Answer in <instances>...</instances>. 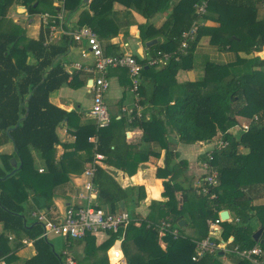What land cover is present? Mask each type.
<instances>
[{
    "label": "crops",
    "instance_id": "0c3cea01",
    "mask_svg": "<svg viewBox=\"0 0 264 264\" xmlns=\"http://www.w3.org/2000/svg\"><path fill=\"white\" fill-rule=\"evenodd\" d=\"M18 1L14 0L13 4L0 16V33L11 34L8 29L12 27V24H18L24 29L22 37H26L27 43H29L30 40H37L41 32L46 31L47 28L43 27L41 23V13H31L26 6L20 4L22 0L16 4ZM91 1L89 4H84V0H82L81 6L71 11L66 9L65 3L51 0L52 6L57 8L56 13H61L64 16L65 28L67 27L69 30H78L87 26L84 21L88 15L92 16L89 9ZM187 1L172 0L167 11L157 14L150 20L142 14V2L137 5L133 0H127L125 4L115 3L113 6L114 15L109 16L105 24L102 23L108 37L101 38L97 33L105 55H131L146 64V69L142 74L138 96L132 90V81L128 70L123 68L109 70L108 77L111 88L105 96V102L111 120L107 127L99 129L106 130L111 125L114 129L120 126L122 121L126 127L124 133H116V145L120 148V152L112 158L103 155L105 159L98 167L104 169L114 178L126 192L127 198L117 205H106L101 199L98 186L93 182L95 188L92 194L93 202L105 211L127 212L132 218L134 216L140 221H146L148 228H154L153 225L166 222L161 217L164 208L157 207L168 202V198L163 196L165 181H171L177 191L179 207H182L184 195L189 197L191 203L201 199L203 195L200 194V189L204 186V180L209 171L214 169L218 172V168L213 163L216 155L220 154V151L216 150V144L222 140L223 135L219 132L212 141L206 143H182L174 126L167 122L168 107L174 106L179 99L186 98L192 93L214 97L217 94V82L222 78L228 79L232 76L238 78L256 72L258 78L255 82L264 84V46L258 52H250L246 43H243L239 38L240 35H246L247 28L244 25L236 24V8L220 5L218 0L203 1L207 4V13L201 18L199 41L192 57L184 62V68L170 73L168 67L171 62L166 66H155L158 67L155 70V67L148 66L149 59L157 54V50H151V48L161 44L160 49L171 53L177 49L178 46L173 38L177 36L176 29L179 27V19H181L182 3H187ZM37 5L36 3L35 6ZM45 12L51 13V10ZM255 14L256 23L263 26L264 4L257 6ZM147 25L152 27L146 32V36L149 38L146 44L157 40V44L152 47H147L142 37L141 31L143 28L145 30ZM65 36L68 35L59 29L52 36L50 34L46 36V45H61ZM48 41L51 43L47 44ZM22 43V47H24L25 42ZM70 43L68 52L58 60L63 64L66 72L70 73L66 66L71 67L77 62L92 66L94 58L89 54L86 43H75L72 40ZM84 53L87 54L86 58H83ZM31 61L30 58L29 62ZM175 62L179 64L181 59L175 60ZM75 75H78L80 85L77 87L63 86L50 95L51 104L73 113L72 119H66L57 129L60 143L56 146L53 157L55 172H52L46 161L31 149V156L34 159L31 163L33 168L29 170L26 182L20 188L15 183L7 184L4 188H8L12 193L16 192L15 194L21 197L27 224L40 225L35 221L33 213H48L54 218L61 219L69 206L85 204L83 197L89 196L86 185L90 182V178L86 175V170L91 167L96 155L102 154L97 153L99 129L90 117L93 93L89 83H92L93 77L83 72H73L71 76ZM136 105L141 109L143 116L140 120L144 123L155 119L164 123L165 133L164 131L153 133L156 141L146 142L143 139L144 129L137 126L132 127L133 123L129 122V115L125 111L137 108ZM255 117H260V115H255L253 118L244 115L238 116L239 124L230 129L228 133L241 139L247 133L242 128L249 126L251 129ZM0 140L4 143L0 146V167L10 174L14 170L13 159L17 161L18 167L23 166V162L11 139L1 137ZM129 145L132 150H127ZM168 151H172L176 155L174 164H177L178 167L173 174L166 177L167 172L164 169ZM238 153L247 157L251 150L240 145ZM209 155H212L213 161L210 163L211 169L208 170L205 165L209 161ZM121 163L127 165L125 170L120 168L119 164ZM236 166L239 169L233 170L231 176H227V178L235 180L236 184L240 183L242 190L252 199L249 227L253 236L256 232L263 230L260 241H264L263 172L250 168L245 162L236 164ZM33 170L36 174L32 172ZM16 180H20L18 174ZM190 207L195 206L191 205ZM223 211L230 213L228 222L233 223L237 219L234 212L230 210L221 212ZM182 220H185L186 224L184 228L180 227L183 231L179 233V236L183 234L193 238L195 243L201 241L196 240L198 230L190 227L189 217L186 216ZM210 221H207L208 237ZM140 223L138 222L137 225L140 226ZM30 228L32 227L30 226ZM216 229L218 232L214 236V240L226 244V250L218 252L216 264H237L239 258L231 252L232 247L228 246L234 238L230 237L229 242L226 243L223 239V226H217ZM4 234L3 225L0 224V238ZM159 235V245L166 249L167 244L164 240L166 236H161L160 233ZM8 236L10 253L1 258L5 264H26L37 256L38 251L33 240L25 238L24 240L29 243L23 244L15 238V235ZM10 237L13 239L11 240ZM110 237L106 233H99L85 239L71 241L55 236L53 240L48 238V243L53 245L54 249L52 246L51 248L56 255L62 256L63 262H65L64 254L68 252L75 264H128V260L138 252L140 241L137 239L126 241L124 235L114 239ZM160 241L164 242V246ZM257 247L260 246L257 245ZM112 251H115L119 257L116 263L111 260Z\"/></svg>",
    "mask_w": 264,
    "mask_h": 264
},
{
    "label": "trees",
    "instance_id": "16d2710c",
    "mask_svg": "<svg viewBox=\"0 0 264 264\" xmlns=\"http://www.w3.org/2000/svg\"><path fill=\"white\" fill-rule=\"evenodd\" d=\"M126 1L92 0L89 5L92 16L88 15L84 24L86 23L96 33H99L101 38H107L108 33L102 23L105 24L106 19L114 15L115 3L125 4ZM133 1L135 5L143 3L141 11L148 20L167 11L172 2V0ZM203 1L188 0L187 3H182L181 19L176 29L177 36L173 38L178 46L174 53L160 49L161 44L151 48V50H157V53L161 51L172 55L173 58L168 67L170 73L184 68V62L192 57L200 33L194 42H190L187 56L182 55L179 48L183 33L189 31L196 22L201 21L202 17L197 14L196 6L202 4ZM13 2L14 0H0V16ZM50 2L51 0H23V4L34 14L46 13L41 11L40 7L47 6ZM36 3L37 6H35ZM64 3L66 9L73 11L81 6L82 0H65ZM218 3L236 8V24L247 28L246 35H240L239 38L246 43L250 52H258L264 46V25L260 26L256 23L255 12L258 5L264 4V0H218ZM56 9L53 7L51 13H56ZM151 27L147 25L145 30L143 28L141 31L145 44L149 40L146 32ZM49 34V29L43 30L37 40H30L22 47L19 45L20 35L0 33V138L6 137L14 142L23 162L21 171L17 173L20 180H16L17 174L3 180L8 174L0 167V179H2L0 181V224L3 225L5 232L0 238V259L10 253L8 235L13 234L20 243L25 238L34 241L38 254L26 264H64L62 256H57L51 245L42 238L43 227L25 223V209L21 203V197H18L16 192L12 193L8 188L4 189L10 183H15L20 188L26 182L29 170L33 168L31 163L34 159L31 156V149L46 161L52 172H55L53 157L56 146L60 143L57 129L66 119H72L73 113L50 103L51 93L63 86L77 87L80 85L78 75L73 77L69 75L63 64L58 61L68 52L71 39L65 36L61 45H46V36ZM177 57L181 59L179 64L175 62ZM30 58L31 62H29ZM142 64L145 71L146 64ZM257 78L256 72L238 78L235 76L228 79L222 78L217 82V94L214 97L192 93L186 98L179 99L174 106L168 107L167 122L174 126L182 143L210 142L219 132L223 135L222 140L229 143L226 149L216 155L213 164L218 168L220 185L208 187V195L201 194L203 195L201 199L193 203L188 196L184 195L182 207H179L180 201L176 197V189L171 181H165L163 196L168 198V202L157 207L164 208L161 217L171 225V231L182 232L183 229L179 227V222L188 216L190 227L198 230L196 240L202 241L209 234L207 221L217 220L222 210H230L240 219V223L225 222L222 224L224 241L227 243L230 237L234 238L228 246H231V249L239 247L240 250H251L259 245L264 251V243L259 244L254 240L249 227L252 199L242 190L240 183L236 184L235 180L227 178L231 176L233 170L239 169L236 164L243 162L252 169L262 171L264 175V84L255 82ZM240 115L248 118H253L255 115H260V117L257 123L252 124L249 132L245 133L241 139H237L228 132L239 124L237 118ZM121 123L114 129L112 125L106 130L98 127V154L112 158L120 152V148L116 145V133H124L126 127L124 121ZM136 126L144 129L143 139L150 143L156 141L153 133L161 131L165 133L164 123L157 119L146 123L136 119L132 127ZM2 144L4 143L0 140V146ZM240 145L250 148L249 156L244 157L238 153ZM128 149L132 150V147L129 145ZM175 157L172 151L166 154V168L164 169L167 172L166 177L173 174L178 167L174 164ZM119 166L122 170L127 167L122 163ZM32 172L36 174L34 170ZM94 178L104 204L114 206L126 200V192L104 169L98 167ZM213 194L216 197L211 199L210 195ZM191 205L195 207H190ZM138 222H141L140 226L137 225ZM106 234L112 239L124 235L126 241L130 239L140 241L138 252L128 260V264H216V258L219 256L218 253L208 254L200 261L194 262L195 239L183 234L175 239L170 233H166L164 240L167 247L163 249L159 245L158 230L148 228L146 221H140L134 216L126 229L121 228L118 233L108 232ZM214 241L219 243L217 240ZM118 258L116 252L112 251V262L116 263ZM237 264L254 263L239 258Z\"/></svg>",
    "mask_w": 264,
    "mask_h": 264
},
{
    "label": "built area",
    "instance_id": "2783aa9c",
    "mask_svg": "<svg viewBox=\"0 0 264 264\" xmlns=\"http://www.w3.org/2000/svg\"><path fill=\"white\" fill-rule=\"evenodd\" d=\"M59 3L65 2V0H56ZM197 14L202 17L207 13V4L203 2L196 6ZM43 27L50 30V36H52L57 30L64 31V34L68 35L71 40L75 43H86L88 52L94 58L92 66L83 65L80 62L75 63L71 67L66 69L73 72L85 73L92 78V83L89 86L93 93V104L90 110V117L95 121L99 128H105L110 124V114L108 107L105 102V96L111 88L108 73L112 68H123L128 70L129 76L132 81V90L138 96L141 87V79L144 71V65L140 63L135 57L131 55H117L107 56L104 53V49L98 34L90 27H81L78 30H69L65 28V18L61 13L51 14L43 13L40 16ZM201 21L196 22L193 27L184 32L181 39V46L179 52L187 56L190 48V42H194L199 33ZM48 41L47 44H50ZM87 54H83V58H86ZM172 55L159 51L155 56L151 57L148 61V66H159L168 65L172 60ZM179 57L176 58L178 60ZM137 108L133 110H126L125 112L129 115V122L134 123L136 119L142 118L141 109L136 105ZM258 117H255L252 123L257 122ZM245 132L250 131L249 126L242 128ZM229 143L220 140L216 144V150L221 151L226 149ZM103 155H96L92 165L86 170V175L90 178V182L86 185V190L89 192V196L83 197L85 204L71 205L66 209L63 218H54L48 213H33V217L37 223H39L44 232L42 238L48 239L50 235L63 237L66 240H81L86 238L89 234L97 235L99 233H118L121 228L126 229L132 222V217L127 212H109L105 211L93 202L92 194L95 191L93 179L95 172L102 161H104ZM213 161L212 155H209V161L205 165L206 169H211V162ZM42 172V171H41ZM204 187L200 194H209L208 187H217L219 184V172L216 170L209 171V174L204 180ZM215 198L216 195H211ZM221 217L217 220H211L210 235L208 238L196 242V254L193 257L194 262L200 261L208 254L218 253L219 251L226 250L225 243H216L214 236L217 235V226L222 225L225 222ZM235 223H240V219H236ZM154 229L158 230L161 236H165L166 233H170L175 239H178L179 232L177 230L171 231V225L167 222H163L160 225H153ZM12 240L13 238L10 237ZM23 244H28L27 240L22 241ZM231 252L235 253L239 258L249 260L254 264H264V252L260 247H254L251 250H240L239 247L231 249ZM64 264H75L73 258L68 252L64 254ZM0 264H5L0 259Z\"/></svg>",
    "mask_w": 264,
    "mask_h": 264
},
{
    "label": "water",
    "instance_id": "95a60500",
    "mask_svg": "<svg viewBox=\"0 0 264 264\" xmlns=\"http://www.w3.org/2000/svg\"><path fill=\"white\" fill-rule=\"evenodd\" d=\"M89 2H90V0H84V4H89ZM156 44H157V40H152V41L148 42V43L146 44V46H147V47H152V46H154V45H156ZM89 84H91V82H90ZM27 116H28V115H27ZM27 116H26L25 118H27ZM19 125H20V124H18V126H19ZM15 150L17 151V147H15ZM12 165H13L14 170H13L10 174H8L7 177H6L5 179H3V180H6V179L12 177V176L15 175L18 171H20L21 168H22L21 165L18 167V165H17V161H16L15 159L12 160ZM1 180H2V179H0V181H1ZM220 217H221V219H222L223 221H227V220H229V219H230V213H229V211H223V212H221V213H220ZM25 223H26V222H25ZM38 224H39V223H38ZM185 224H186L185 220H181V221L179 222V227L184 228V227H185ZM262 233H263V230H260V231L256 232V233L254 234L253 238H254V240H255L256 242H260V243L263 244L264 241H260V238H261V236H262ZM45 240L48 242V239H45ZM50 245H51L52 248L54 249V247H53V245H52L51 243H50ZM57 256H58V255H57Z\"/></svg>",
    "mask_w": 264,
    "mask_h": 264
},
{
    "label": "rangeland",
    "instance_id": "374dc122",
    "mask_svg": "<svg viewBox=\"0 0 264 264\" xmlns=\"http://www.w3.org/2000/svg\"><path fill=\"white\" fill-rule=\"evenodd\" d=\"M56 1V0H55ZM21 2V0H19L18 2H16V4H18V3H20ZM53 2H50V3H48V5L46 6H41L40 7V10L41 11H48V10H52L53 9V4H52ZM20 4H22V6H25L24 4H23V0H22V3H20ZM27 7V6H26ZM52 12V11H51ZM13 23V22H12ZM22 24V23H21ZM23 31H24V29L22 28V27H20L18 24H12V27H10L9 29H8V32L9 33H11V34H17V35H20L21 36V41L19 42V45L20 46H22V42L24 41L25 42V44H27V41H28V39L26 38V37H22L23 35H22V33H23ZM158 67H155L154 68V70L155 69H157ZM205 185V184H204ZM204 187V186H203ZM203 187L200 189V190H202L203 189ZM200 190H198V191H200ZM201 192V191H200ZM202 194V193H201ZM203 195H206V194H203ZM214 195V194H213ZM210 198L211 199H214V198H212V196L210 195ZM49 239H51V240H53V239H55V236L54 235H50L49 237H48ZM160 242H163V241H160ZM163 246H164V242H163V244H162Z\"/></svg>",
    "mask_w": 264,
    "mask_h": 264
}]
</instances>
